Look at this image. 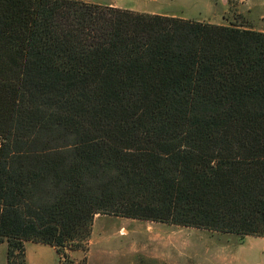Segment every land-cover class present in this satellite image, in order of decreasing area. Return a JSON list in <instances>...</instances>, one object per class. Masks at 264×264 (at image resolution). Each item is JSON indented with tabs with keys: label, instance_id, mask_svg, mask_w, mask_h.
I'll return each mask as SVG.
<instances>
[{
	"label": "trees",
	"instance_id": "1",
	"mask_svg": "<svg viewBox=\"0 0 264 264\" xmlns=\"http://www.w3.org/2000/svg\"><path fill=\"white\" fill-rule=\"evenodd\" d=\"M97 215L264 237V31L0 0V245L85 250Z\"/></svg>",
	"mask_w": 264,
	"mask_h": 264
},
{
	"label": "rangeland",
	"instance_id": "2",
	"mask_svg": "<svg viewBox=\"0 0 264 264\" xmlns=\"http://www.w3.org/2000/svg\"><path fill=\"white\" fill-rule=\"evenodd\" d=\"M264 31V0H83ZM29 243V244H28ZM26 243V264H264V237L97 215L85 250ZM6 245V246H5ZM7 244L0 245L6 264Z\"/></svg>",
	"mask_w": 264,
	"mask_h": 264
},
{
	"label": "crops",
	"instance_id": "3",
	"mask_svg": "<svg viewBox=\"0 0 264 264\" xmlns=\"http://www.w3.org/2000/svg\"><path fill=\"white\" fill-rule=\"evenodd\" d=\"M111 6V5H110ZM113 7H116V6H113ZM120 8V7H119ZM153 14H160V13H158V12H152ZM29 244V243H28ZM27 244V245H28ZM33 244H35V243H33ZM2 245H4V244H2ZM27 245H26V249H27ZM42 245V244H41ZM6 246V245H5ZM49 247H51V246H49ZM51 248H53V247H51ZM26 254H27V252H26ZM6 264H8V259H7V248H6Z\"/></svg>",
	"mask_w": 264,
	"mask_h": 264
}]
</instances>
